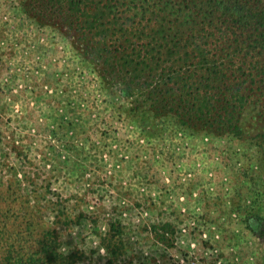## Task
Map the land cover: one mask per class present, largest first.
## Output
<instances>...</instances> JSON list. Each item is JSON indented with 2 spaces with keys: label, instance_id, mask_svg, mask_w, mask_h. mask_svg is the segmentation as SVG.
<instances>
[{
  "label": "rangeland",
  "instance_id": "rangeland-1",
  "mask_svg": "<svg viewBox=\"0 0 264 264\" xmlns=\"http://www.w3.org/2000/svg\"><path fill=\"white\" fill-rule=\"evenodd\" d=\"M38 7L0 0L8 232L54 230L74 264H264V100L237 133L153 114Z\"/></svg>",
  "mask_w": 264,
  "mask_h": 264
},
{
  "label": "trees",
  "instance_id": "trees-1",
  "mask_svg": "<svg viewBox=\"0 0 264 264\" xmlns=\"http://www.w3.org/2000/svg\"><path fill=\"white\" fill-rule=\"evenodd\" d=\"M32 1L153 114L237 133L242 112L264 100V0ZM5 211L0 264H74L54 230H42L36 246L29 227L8 232Z\"/></svg>",
  "mask_w": 264,
  "mask_h": 264
},
{
  "label": "clouds",
  "instance_id": "clouds-1",
  "mask_svg": "<svg viewBox=\"0 0 264 264\" xmlns=\"http://www.w3.org/2000/svg\"><path fill=\"white\" fill-rule=\"evenodd\" d=\"M106 250H101V255H105Z\"/></svg>",
  "mask_w": 264,
  "mask_h": 264
}]
</instances>
